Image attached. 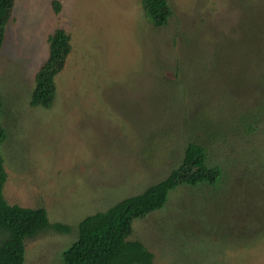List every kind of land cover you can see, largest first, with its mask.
<instances>
[{
	"label": "rangeland",
	"instance_id": "rangeland-1",
	"mask_svg": "<svg viewBox=\"0 0 264 264\" xmlns=\"http://www.w3.org/2000/svg\"><path fill=\"white\" fill-rule=\"evenodd\" d=\"M14 0L0 48V145L11 204L51 223L24 264H63L78 223L165 178L204 147L215 184L180 185L132 221L153 264H264V0H167L155 27L140 0ZM58 27L71 51L48 108L30 103Z\"/></svg>",
	"mask_w": 264,
	"mask_h": 264
},
{
	"label": "trees",
	"instance_id": "trees-1",
	"mask_svg": "<svg viewBox=\"0 0 264 264\" xmlns=\"http://www.w3.org/2000/svg\"><path fill=\"white\" fill-rule=\"evenodd\" d=\"M14 5V0H0V48L4 29ZM144 16L155 26L167 24L172 12L167 0H140ZM55 13L61 9L59 0H52ZM48 55L35 73L31 91L33 106L48 108L54 99L55 77L63 69L71 51L69 33L56 28L47 39ZM0 145L5 138L1 123ZM218 166H208L203 146L190 141L183 150L180 163L167 176L151 184L142 192L124 197L104 211L84 217L78 223V234L61 252L63 264H153V253L139 240H129L132 221L149 212L161 209L168 194L180 185H213L219 180ZM6 171L0 153V264H24V241L47 229L68 232L62 223H51L43 207H24L9 203L4 194Z\"/></svg>",
	"mask_w": 264,
	"mask_h": 264
}]
</instances>
